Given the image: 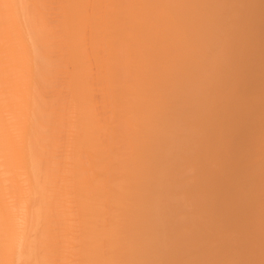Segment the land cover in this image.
<instances>
[{"label": "bare ground", "instance_id": "1", "mask_svg": "<svg viewBox=\"0 0 264 264\" xmlns=\"http://www.w3.org/2000/svg\"><path fill=\"white\" fill-rule=\"evenodd\" d=\"M0 264H264V0H0Z\"/></svg>", "mask_w": 264, "mask_h": 264}]
</instances>
